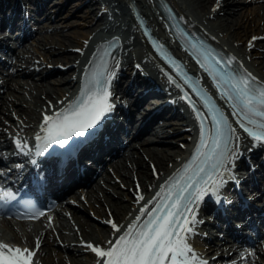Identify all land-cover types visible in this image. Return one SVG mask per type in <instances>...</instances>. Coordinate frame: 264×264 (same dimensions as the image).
Instances as JSON below:
<instances>
[{"label":"bare ground","instance_id":"obj_1","mask_svg":"<svg viewBox=\"0 0 264 264\" xmlns=\"http://www.w3.org/2000/svg\"><path fill=\"white\" fill-rule=\"evenodd\" d=\"M19 1L10 0L11 5L8 0H0V20L14 25V18H21L26 11L20 8ZM84 1L87 7L83 14L77 15V11H70V14L78 16L76 26L85 28L81 34L79 47H75L72 41L62 37V29L56 24L55 16L50 17L48 14L51 9H59L63 2L32 0L33 5L28 7H33V10H28V19L38 20L40 16L45 19L33 23L37 25H34V30L31 26L26 27L15 39L16 45L5 48L8 50L9 57L1 62L4 70L0 75V162H4L14 160L12 156L24 157V153L16 151L15 146L19 145L21 150L27 148L26 145L30 143L36 123L43 115H52L55 107L62 105L69 89L79 82L81 70L78 71L77 59L81 55L86 37L97 30L113 32L121 39V46L107 69V71L115 72L110 85V100L117 96L115 99L117 101L113 99L111 102L114 105L109 112L112 113V120L102 122L104 131L85 149V152L93 156L96 164L95 168L90 169L91 166L85 163L87 159H84L82 169L84 170L86 166V169L90 170L89 175L84 178V188L79 186L78 189L81 192L74 193L73 198H67L66 204L69 207L64 212L55 213L58 218L56 221L45 217L23 232L14 230L11 222L6 221L8 228L12 229L9 235L13 239L0 233V243L19 246L22 249L28 248L34 252L33 255H38V261H34V256L31 264H94L99 260V257L87 248V244L91 243L104 248L108 245L106 240L113 239L116 230L110 223H105L109 217L119 229L125 228L159 186L160 179L169 173L187 152V144L197 129L196 120L189 107L161 74L157 59L147 46L129 11V2L133 1L151 22L158 35L172 43L171 35L162 23V16L157 6L158 1ZM170 1L185 22L196 24L199 30L225 55L247 68L255 78L264 81V57L259 58L260 55L264 56V43L260 41V38L263 40L264 37V0L260 5L261 21L258 23L256 21L247 29L243 26L242 32L237 29L239 24H236L233 19L234 13L238 11L239 0H219V4L218 0ZM52 2L57 4L48 5ZM4 10L7 12L4 13ZM36 28L39 29L37 33ZM27 36L30 38L23 40ZM242 36L246 38L245 41L242 40ZM253 37H257L258 41L253 40ZM240 39L243 41L242 46H235ZM37 48H41L46 53ZM252 56H256L258 61ZM37 57L43 58L47 63H58L63 69H59L54 77H46L48 68L42 65ZM141 89H147L146 104L148 105L160 101L149 94L163 92L168 97L165 107L172 112L171 114L180 116V119H165L167 113L164 112L165 115L162 116L161 121L145 122L143 126L141 125V129L147 128V130L127 143L131 149L128 154H123L122 147L115 145L122 139L116 140L114 128H123L119 122L120 114H116V111H119L121 115H127L123 120L127 118L135 120L139 111L127 108L126 104L131 97L134 99L142 97ZM123 105L126 106L124 110H122ZM171 123L173 126L169 125ZM134 135H137L136 132ZM235 137H239L238 149L229 164L225 166L227 172L224 177L238 180L244 187L243 191L253 195L255 192L247 191L248 187L256 180L259 182V179L263 182L261 184H264V177H260L259 158L256 156L261 154L264 160V145L253 142L240 133H237ZM236 143L234 139L233 148L236 147ZM251 147H259L258 154L254 149L251 150ZM105 149L114 150L108 156V162L102 161L98 156ZM246 157L251 159L248 160V165L244 163ZM149 163H153V167H150ZM249 163L254 164L252 169H249ZM110 170L114 176L111 175ZM38 171L44 176L48 175L47 168ZM79 175L75 166L64 173L61 182L48 175L47 188L58 191L64 185L68 187V184ZM115 178H117L116 181ZM32 179H35V176L31 173L28 181ZM105 190L113 200L107 199V196L100 193ZM79 195L86 198L87 206L77 202ZM93 202L98 203L97 207L93 208ZM103 204L106 205L105 208ZM85 207H88L101 223H96L93 219H85L86 217L81 218L80 214L74 212V209L85 210ZM228 208L231 210L234 207L227 205L226 209ZM67 230L71 231L69 238H66ZM37 239L39 247H35ZM220 241V245H225L227 242L223 238H220ZM262 248H264V239L262 243H258V246L254 245L252 255L246 253L244 258L236 261L235 264H264L261 259L257 261V255H253V253H259ZM193 255L196 258L195 253H190L188 256L190 262L194 261Z\"/></svg>","mask_w":264,"mask_h":264},{"label":"snow or ice","instance_id":"obj_2","mask_svg":"<svg viewBox=\"0 0 264 264\" xmlns=\"http://www.w3.org/2000/svg\"><path fill=\"white\" fill-rule=\"evenodd\" d=\"M192 48L196 50V45L193 44ZM200 56L203 57L199 60L201 67H208L213 72L219 94L232 104L233 115L237 116L239 126L255 141L264 142V85H258L251 73L237 75L235 70L225 71L226 67H231L229 61L218 59L211 52H201ZM209 61L219 66L220 71L212 68ZM103 66L107 67L106 60ZM174 67L179 71L178 65ZM114 77L115 72L109 70L101 82L94 73L89 82L92 86L86 84L81 96L54 114L44 116L41 134L36 138L43 142L45 151L53 144L61 147L69 145L74 137H85L90 134V130H95L102 117L114 108L110 101V85ZM192 91L200 95L194 86ZM182 98L193 106L200 122L198 162L191 167L185 166L184 175L180 179L172 181L170 178L169 182L161 185L163 192H158L148 202H155L154 206L150 210H147V205L140 208V215L114 242H109L106 250L87 244V248L101 258L99 264H190L188 256L191 248L187 244V236L198 223L195 209L206 195L216 194L225 183V166L238 149L239 137H235L236 147H231L235 129L227 124L226 117L206 97H200L206 112L197 109L187 94ZM204 117H210L211 130L208 135L204 131ZM248 124L255 125L258 130L248 127ZM4 196L11 194L5 193ZM142 217L146 219L142 220ZM108 223L118 233L121 232L114 222ZM36 246L39 247L38 239ZM33 254L28 248L0 243V264H31ZM192 259H196L194 255ZM200 264L205 262L201 261Z\"/></svg>","mask_w":264,"mask_h":264},{"label":"rangeland","instance_id":"obj_3","mask_svg":"<svg viewBox=\"0 0 264 264\" xmlns=\"http://www.w3.org/2000/svg\"><path fill=\"white\" fill-rule=\"evenodd\" d=\"M58 1L63 2V5L59 9H51L48 14H50L51 16H55L54 19L56 21V24L62 29L61 30L62 31V37H64V39H68L69 41H72V43L75 44V47H77V46L79 47L80 46V42L79 41H81V34L85 30V28L83 29L82 27L76 26V25H78V23H77L78 20H79L78 19V16H75V15L70 14V11H72V10L73 11H77V15L78 14H83L85 12V10H86L87 3L84 0H58ZM238 3H239L238 6H237V10L238 11L236 13H234L233 19L236 21V24H239L237 26V29L238 30H241L240 32H242V29L241 28L243 26L247 29V28L252 27V25L256 21H257L256 23H258V22L261 21V18L259 16V13H261V6L260 5L262 3V0H239ZM55 4H57V3H55V2L53 3L52 2V3H49L48 5H55ZM38 31H39V29H36V33ZM27 38H30V36H27ZM243 39L244 38L242 36V40ZM245 40H246V38L243 41H245ZM256 40L258 41V39H256ZM31 41H32V39H31ZM243 41H241V39L238 40L235 46H237V47H239L240 45L242 46ZM260 41L264 43V37H263V40H261V38H260ZM30 45L31 46H34V44H30ZM38 49H40V51H44L41 48H37V50ZM250 50H251V47H250ZM263 57L264 56H262V55L259 56V58H263ZM252 58L253 59L255 58L256 61H258L257 60L258 58H256V56H252ZM37 59H38V61L42 62L41 63L42 65H46L47 66L48 73L46 74V77H50V76L51 77H54V75H56L58 73V70L59 69H63L62 68V65H60L58 63H53V62L47 63V61H45L43 58H42L43 59L42 60L41 57H37ZM165 119L179 120L180 118L175 117L174 115H168L167 118H165ZM159 121H161V120H159ZM169 125L170 126H173L172 123L169 124ZM175 125H177V124H175ZM251 158H253V157H251ZM263 162H260L259 163L260 174H262V175H264V163ZM109 172L111 173V175L114 176V173L111 170ZM116 180H117V178H115V181ZM115 188H117V187H115ZM107 192L108 191L105 190V191H102L100 193H102L104 196H107L106 197L107 199L113 200L112 197L107 194ZM85 199H86L85 197L83 198L82 195H79V198L77 199V202H82V204L84 206H87V200H85ZM97 205H98V203H94V202L92 203L93 208L94 207H97ZM103 206H104V208L106 207L105 204H103ZM86 209H87V211H86ZM74 212L76 214H78V215L80 214L79 216L81 218H85L86 217L85 219H93L96 223H101L96 218V216L94 215V213L88 209V207H85V210H82V209L81 210L74 209ZM81 213H83V214L81 215ZM110 218L111 217H109V219ZM66 232L68 234V236L66 238L71 237L70 236L71 231L69 232L67 230V231H65V233ZM9 233H10L9 230H6V233H3V234H5V236H7L8 238L13 239L9 235ZM63 252H66V251L63 250ZM257 257H258V260L257 261H260V259H261L262 262H264V253L257 254ZM36 258L38 259L39 256L37 255Z\"/></svg>","mask_w":264,"mask_h":264}]
</instances>
